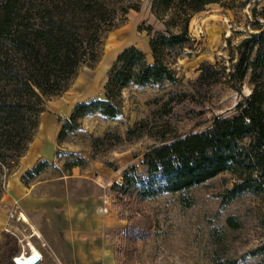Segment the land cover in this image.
<instances>
[{
	"label": "rangeland",
	"instance_id": "374dc122",
	"mask_svg": "<svg viewBox=\"0 0 264 264\" xmlns=\"http://www.w3.org/2000/svg\"><path fill=\"white\" fill-rule=\"evenodd\" d=\"M138 1L137 12L128 11L103 35L96 61L79 67L62 94L45 99L31 141L42 140L52 129L53 160L46 161L41 173L24 184L22 174L17 175L18 158L0 178V207L5 209L8 204V184L14 176L15 182L26 187L41 179L57 180L58 189L62 193L68 190L70 200L78 208L82 206L78 210L82 221L77 223L79 232L91 218L88 210L93 206L99 205L98 214L107 215L108 226L104 227L102 222L98 236L105 242L104 247L114 257L115 264H219L224 260L235 264H264V254L249 255L251 250L264 244L261 199L243 194L222 206L220 195L234 182L226 173L184 192L183 196L190 201L189 207L180 205L179 193L140 201L135 191L120 195L110 189L112 183L120 184L122 170L130 165L135 166L138 174H143L142 155L148 147L202 131L215 118L233 114L236 103L249 94L247 76L236 92L222 83L207 85L198 81L196 69L201 63H219L227 68L230 59L232 63L235 61V47L255 33L256 26H264V0H216L193 14L187 24L191 46L174 50L167 59L174 83L129 86L121 91L120 113L115 118L99 114L85 116L78 121L75 131L57 140L60 124L69 114L60 113L52 104L61 102L63 107H69L101 99L106 73L116 55L126 47H136L144 53L146 62H151L146 28H151L150 35L164 33L165 29L150 13L151 0ZM129 129L134 134L127 138ZM77 159L83 160L81 166L64 168L66 162ZM52 184L48 185L52 187ZM55 188L54 185L56 193ZM10 203L6 216L13 228L2 231L0 264H15V257L28 253L29 230L19 223V205ZM103 208H107L106 212ZM228 217L236 220L237 229L226 225ZM31 243L42 251L41 244ZM47 253L51 256L49 250Z\"/></svg>",
	"mask_w": 264,
	"mask_h": 264
},
{
	"label": "trees",
	"instance_id": "16d2710c",
	"mask_svg": "<svg viewBox=\"0 0 264 264\" xmlns=\"http://www.w3.org/2000/svg\"><path fill=\"white\" fill-rule=\"evenodd\" d=\"M215 2L151 0L150 13L165 29L150 35L151 28H146L151 62L134 46L122 49L106 73L102 98L75 103L60 124L57 140L75 131L85 116L115 118L121 91L129 86L174 83L168 57L191 46L187 32L191 16ZM138 9V0H0V178L23 156L45 99L62 94L79 67L92 65L103 35L117 19ZM253 30L235 47L236 58L233 63L230 59L229 67L201 63L196 69L198 81L222 83L236 92L247 76L249 94L236 103L233 114L215 118L202 131L148 147L142 155L143 174L130 165L111 190L120 195L135 191L140 201L179 193L180 205L189 207L184 192L226 173L234 182L220 195L222 206L249 194L259 197L264 207V26ZM133 134L134 130L126 131L127 138ZM82 163V159L66 162L64 168ZM46 164L41 161L26 170L22 183L36 178ZM225 222L232 230L238 228L232 217ZM260 226L264 228V213ZM260 254L264 244L249 252Z\"/></svg>",
	"mask_w": 264,
	"mask_h": 264
},
{
	"label": "crops",
	"instance_id": "0c3cea01",
	"mask_svg": "<svg viewBox=\"0 0 264 264\" xmlns=\"http://www.w3.org/2000/svg\"><path fill=\"white\" fill-rule=\"evenodd\" d=\"M52 107L60 110V113L70 114L73 106L63 107L61 102H57L52 104ZM52 132L53 130L50 129L49 135L42 140L30 141L29 148L19 159L18 176L38 162L53 160L51 155L54 143ZM15 180L14 176L12 182L8 184V199L6 198L8 204L5 209L0 207V239L4 228H13L6 216V208L11 202L12 205H19L18 214H22L27 219L26 223L19 218L20 225L25 227L26 231L29 230L27 242L39 243L42 246V251L36 249L41 257L37 264L42 262H48V264H115L114 257L104 247L105 242L98 236L100 229L108 226L107 215L98 214L99 205L88 210L91 218L85 221V226L82 225L83 229L79 232L77 223L81 224L82 221L80 222L78 210H82V206L80 209L70 200L68 190L62 193L63 190L58 189L57 180L49 182L41 179L29 187ZM54 185L55 190L57 189L56 193L53 190ZM61 194L64 196H60ZM103 210L106 212L107 208ZM91 222L96 227L90 225ZM45 248L49 250L51 256Z\"/></svg>",
	"mask_w": 264,
	"mask_h": 264
},
{
	"label": "bare ground",
	"instance_id": "6f19581e",
	"mask_svg": "<svg viewBox=\"0 0 264 264\" xmlns=\"http://www.w3.org/2000/svg\"><path fill=\"white\" fill-rule=\"evenodd\" d=\"M19 217L22 219L23 222L27 223V219L22 214ZM27 251L28 253L23 252L19 254L17 257H15L13 262L15 264H28L32 258L33 253H36L38 255L39 260L41 259L39 252L32 244L28 243Z\"/></svg>",
	"mask_w": 264,
	"mask_h": 264
},
{
	"label": "water",
	"instance_id": "95a60500",
	"mask_svg": "<svg viewBox=\"0 0 264 264\" xmlns=\"http://www.w3.org/2000/svg\"><path fill=\"white\" fill-rule=\"evenodd\" d=\"M39 262V257L36 253H33L32 258L28 264H37Z\"/></svg>",
	"mask_w": 264,
	"mask_h": 264
}]
</instances>
